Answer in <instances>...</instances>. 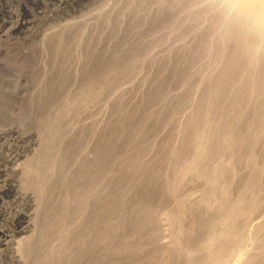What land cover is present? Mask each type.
Segmentation results:
<instances>
[{
  "label": "bare ground",
  "instance_id": "obj_1",
  "mask_svg": "<svg viewBox=\"0 0 264 264\" xmlns=\"http://www.w3.org/2000/svg\"><path fill=\"white\" fill-rule=\"evenodd\" d=\"M260 2L102 0L0 31L17 47L0 52V137L18 144L0 191L30 209L0 226L2 258L264 264Z\"/></svg>",
  "mask_w": 264,
  "mask_h": 264
},
{
  "label": "rangeland",
  "instance_id": "obj_2",
  "mask_svg": "<svg viewBox=\"0 0 264 264\" xmlns=\"http://www.w3.org/2000/svg\"><path fill=\"white\" fill-rule=\"evenodd\" d=\"M97 1H98V3H97ZM101 1L100 0H72V1L69 0V3L65 4L64 0H0V31L4 30V32H5L8 30L7 32H8V34L10 33V37L12 36L16 40L17 36H18V40H19L20 38L24 37V34L27 31V29L30 28L31 26H33V24H34L33 20L35 18L40 19V21H41V23L39 25L41 27L42 33L46 32L48 30L50 31L53 29H57L61 25H64V24H66L72 20L75 21V19H79L80 17H82L84 15V13L89 12V10L91 8H94L95 5L96 4L98 5ZM91 5H93V6L91 7ZM19 20L21 21V23H24V25H21V24L16 25L17 23L18 24L20 23ZM24 21L25 22L27 21L28 24H27V22L25 23ZM3 25H4V27H3ZM1 27H2V29H1ZM11 27L16 28V29H14L12 31V29L10 30ZM15 30H17V31H15ZM18 30H19V32H18ZM4 32H0V34L4 33ZM21 34H22V36H21ZM18 40H16V41H18ZM2 42L3 41H0V44H1L0 45V47H1L0 52L4 51V47H5V49H7L8 47L17 48L15 44L12 46V43L7 45L6 43H4V42L2 43ZM0 56H2V55L0 54ZM18 56H20L19 59L25 60V58H26V57L23 58L24 56L22 54L21 55L19 54ZM0 67L3 68V69L0 68V73H1L0 74V81H1L0 84H3V86L0 85V89L2 88L0 90V96L2 94H3V96H5L4 93H2L1 91L5 90L3 87H5V84H7V83H4V82H6L5 78L7 77L9 71L1 63H0ZM2 72H4V73H2ZM5 72H7V73H5ZM3 79H4V81H3ZM3 98L4 97H2V99ZM2 99H0V102H1L0 104H3L2 101L5 100V98L3 100ZM8 103H10V102H8ZM12 135H14V136H12ZM13 138H15V134H10V133H9V135H6L5 138L0 137V187L2 185H4V182H5L4 179L6 178L5 177L6 176V169H9L11 167V165L13 166L14 163H12V162H14V157L16 156V152L18 151V146H17L18 144L15 143L16 141ZM1 142L2 143L4 142V144H2ZM3 149L5 152L3 151ZM13 149H14V151H13ZM6 153H7V155H6ZM8 166H9V168H8ZM0 193H1L0 194V198H1L0 199V210H2L4 208V206L8 207L7 212L4 215H0V217H1L0 218V223H1L0 226L2 228H6L7 230H10L9 233L11 235V232L17 226V223L15 221H13V222L10 221V215L15 211L16 208L18 209L19 207H20V209H23L24 211H28L27 209H29V205H25V204L20 205L19 201L17 202L16 193L13 192L12 190L11 191H4V192L0 191ZM4 202H6V203H4ZM16 205H18V206L16 207ZM8 212H10V214ZM3 216H4V218H3ZM5 221L8 223L6 224ZM25 224L26 223H22L23 226ZM5 238H7V237L0 236V240H2V242L4 244H5V241L7 240V239L5 240ZM2 248H4L3 244L0 245V250ZM5 261L6 260L4 258H2V253H0V264H9L8 260L6 262Z\"/></svg>",
  "mask_w": 264,
  "mask_h": 264
},
{
  "label": "clouds",
  "instance_id": "obj_3",
  "mask_svg": "<svg viewBox=\"0 0 264 264\" xmlns=\"http://www.w3.org/2000/svg\"><path fill=\"white\" fill-rule=\"evenodd\" d=\"M259 12L256 15V23L260 24V23H264V0H261V2L259 3Z\"/></svg>",
  "mask_w": 264,
  "mask_h": 264
}]
</instances>
